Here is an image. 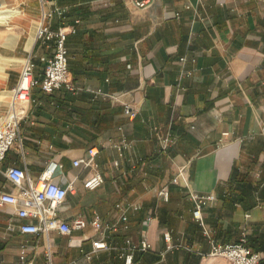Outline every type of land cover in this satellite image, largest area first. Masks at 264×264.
Returning <instances> with one entry per match:
<instances>
[{
	"label": "crops",
	"instance_id": "crops-1",
	"mask_svg": "<svg viewBox=\"0 0 264 264\" xmlns=\"http://www.w3.org/2000/svg\"><path fill=\"white\" fill-rule=\"evenodd\" d=\"M56 3L67 7L68 16H55L52 28L76 26L66 38L72 80L120 98L33 87L38 102L24 103L23 149L16 142L0 167L17 163L37 179L48 159L62 162L54 179L73 181L62 211L67 218L91 219L95 212L107 218L124 198L141 207L129 210L128 228L108 231L112 248L92 252L90 223L69 234L9 231V221L19 220L7 203L0 209V264H24L22 245L34 264H47L48 247L54 264H124L126 239L138 241L143 231L152 248L135 250V264H231L210 253L212 242L238 241L243 230L264 264V0H153L146 7L131 0ZM7 29L0 35V115L9 110L23 61L33 59L42 77L53 52L36 35L23 40L12 26ZM124 102L137 110L134 117L124 113ZM154 125L176 138L166 152L156 151ZM123 136L133 145L119 151L115 143ZM91 145L99 148L96 161L105 180L86 189L83 179L93 169L73 159ZM138 156L145 163L128 172ZM181 164L192 188L217 196L203 208L204 225L194 219L183 185H169L167 202L144 187L168 182ZM0 189L16 192L2 173ZM148 213L155 217L145 226ZM166 230L180 245L168 248Z\"/></svg>",
	"mask_w": 264,
	"mask_h": 264
},
{
	"label": "built area",
	"instance_id": "built-area-1",
	"mask_svg": "<svg viewBox=\"0 0 264 264\" xmlns=\"http://www.w3.org/2000/svg\"><path fill=\"white\" fill-rule=\"evenodd\" d=\"M153 0H131L132 4L137 7H146ZM42 6L41 22L36 29V38L41 43L52 47V54L46 58L43 67L42 77L37 76V65L30 57L26 58L21 67L20 76L15 85L11 88V99L9 110L0 115V162L7 156L8 151L17 142L21 149L22 132L21 121L27 116V108L24 103L38 102L36 97L31 95L32 88L40 86L41 90L49 93L58 88L78 93L87 90L94 97L105 96L114 100H119V94L114 92H105L100 87L84 86L75 83L69 72L68 67V50L66 47V37L68 33L75 32L76 26L69 25L60 26L57 29L52 28L51 20L58 16L65 18L67 7L58 5L56 0H39ZM179 13L176 12V15ZM79 21V20H77ZM185 60L186 57H181ZM123 111L129 117H134L137 110L127 102L123 103ZM153 129L157 133L156 151L163 153L175 142V136L170 133H162L158 125H154ZM264 133V129H262ZM225 134V132H224ZM41 140H38L40 142ZM133 142L125 136L115 143V147L121 151L125 148L130 149ZM53 146L49 143V147ZM99 148L97 145H91L85 153L73 159L74 165H81L84 168H91L93 172L83 179V186L86 189H95L99 187L105 180L104 174L98 169L96 161ZM145 163L142 156H138L132 160L128 172L135 171L141 164ZM113 164L116 168H120L119 159H114ZM63 166L62 162L51 158L48 159L43 171L38 178L34 180L29 174L27 168L11 163L5 168L0 167L2 173L15 187L16 192H7L0 189V209L9 203L14 206L13 214L18 218V222L11 219L8 223V230L13 231L19 229L22 232L31 233H48L52 229H56L61 233L69 234L73 229H82L90 223L94 230V236L91 237L92 252L100 249L112 248L108 241V231L117 230L119 226L123 228L129 227V210H137L141 204L135 201H129L127 198L119 201L115 205V209L110 216L103 218L99 213L95 212L91 219L84 216H75L67 218L62 215L65 208V200L67 193L73 188V181H68L66 177L55 180L56 170ZM126 171H124L125 173ZM171 183L181 184L185 187L187 197L194 202L192 215L196 221L204 225L203 208L217 199L212 191H198L189 185V177L185 164L178 165L170 180L164 184L153 186L145 184L146 190H152L153 194L162 201H169ZM155 215L148 213L144 219L145 226L150 225ZM163 238L169 242L168 248L180 244L172 243V233L170 230L163 232ZM247 231L243 230L238 241L231 243L212 242L210 253L213 255L225 256L231 264H262V255L258 251H254L247 245ZM152 243L147 237L145 231L142 232L138 241L131 238L126 239L120 255L124 259V264H135L134 252L137 249L150 250ZM90 257V253H86ZM47 264H54L51 249L45 252ZM20 260L24 264H34L33 260L26 256L25 245L21 246Z\"/></svg>",
	"mask_w": 264,
	"mask_h": 264
},
{
	"label": "rangeland",
	"instance_id": "rangeland-1",
	"mask_svg": "<svg viewBox=\"0 0 264 264\" xmlns=\"http://www.w3.org/2000/svg\"><path fill=\"white\" fill-rule=\"evenodd\" d=\"M1 4L8 8H18L19 12L7 24L0 23V35L8 31V26H12L15 31L19 32L23 40H26L31 35H36L37 25L41 18L39 0H0ZM1 48L0 45V51Z\"/></svg>",
	"mask_w": 264,
	"mask_h": 264
},
{
	"label": "bare ground",
	"instance_id": "bare-ground-1",
	"mask_svg": "<svg viewBox=\"0 0 264 264\" xmlns=\"http://www.w3.org/2000/svg\"><path fill=\"white\" fill-rule=\"evenodd\" d=\"M19 12L18 8H8L4 7L3 4L0 5V23L6 21L11 15ZM9 22V21H8ZM7 22V23H8Z\"/></svg>",
	"mask_w": 264,
	"mask_h": 264
},
{
	"label": "trees",
	"instance_id": "trees-1",
	"mask_svg": "<svg viewBox=\"0 0 264 264\" xmlns=\"http://www.w3.org/2000/svg\"><path fill=\"white\" fill-rule=\"evenodd\" d=\"M66 16H68V9H67V12H66L65 17H66ZM61 19L63 20V19H65V18H61ZM71 33H72V32H71ZM68 34H69V33H68ZM68 34H67V35H68ZM66 38H67V37H66ZM68 67H70V65H69V53H68Z\"/></svg>",
	"mask_w": 264,
	"mask_h": 264
}]
</instances>
